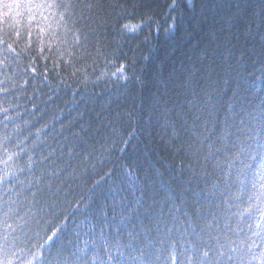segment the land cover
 Segmentation results:
<instances>
[{
    "label": "snow or ice",
    "instance_id": "snow-or-ice-1",
    "mask_svg": "<svg viewBox=\"0 0 264 264\" xmlns=\"http://www.w3.org/2000/svg\"><path fill=\"white\" fill-rule=\"evenodd\" d=\"M161 2L0 0V264H264V32ZM200 14L192 63L150 68Z\"/></svg>",
    "mask_w": 264,
    "mask_h": 264
},
{
    "label": "trees",
    "instance_id": "trees-1",
    "mask_svg": "<svg viewBox=\"0 0 264 264\" xmlns=\"http://www.w3.org/2000/svg\"><path fill=\"white\" fill-rule=\"evenodd\" d=\"M132 2H134V0H129V3ZM230 2L235 6L237 23L228 29L232 35L225 36L221 31L217 33L216 38L221 41H235L238 44L240 41L247 40L248 44L245 45V50L247 51L250 45L252 48L250 55L256 56V53L259 51L256 48V45L259 42L261 32H264V0H230ZM153 3L156 6L155 9L150 7L148 10L155 11L156 14H160L164 7L163 3L161 0H153ZM229 11L231 12V10ZM186 19L187 24L183 25V31L178 34L174 40L156 42L158 44V53L151 61L150 68H154L158 61H162L168 68L183 71V64H181V61L183 60L184 64L192 63V60L188 58L192 57L195 59V54L198 50L204 48L208 45L209 41L214 39L211 29L205 30L201 27V24L207 25L209 23L207 19H204L203 14ZM249 22H251V27L245 34L243 28ZM189 33L193 34L189 35ZM141 50L146 52V46L141 44L137 51L139 52ZM109 70L114 71V69ZM145 144H147V140H142L140 147L143 148ZM154 144L155 141L153 142V145ZM153 160H156L155 153H153ZM106 170L107 169H105V171ZM103 174L104 173L101 172L100 176H103ZM99 178L100 177L97 176L92 179L95 180ZM113 179H115V177H113ZM91 183L92 180H89L88 184L90 185ZM109 187L110 185L108 182L102 184L97 190L96 196L99 199H103L104 197L102 196V193H104Z\"/></svg>",
    "mask_w": 264,
    "mask_h": 264
}]
</instances>
